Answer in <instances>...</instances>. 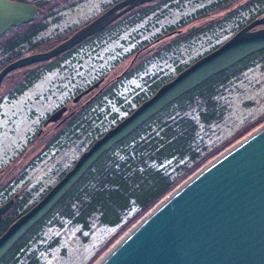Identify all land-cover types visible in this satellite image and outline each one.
<instances>
[{
    "label": "rangeland",
    "instance_id": "1",
    "mask_svg": "<svg viewBox=\"0 0 264 264\" xmlns=\"http://www.w3.org/2000/svg\"><path fill=\"white\" fill-rule=\"evenodd\" d=\"M25 1L33 3L41 1L56 3L49 5L50 7L46 6L45 12L42 13L44 16L40 18L41 21H46L44 23L47 24V30L40 34V38L45 46H40L37 51H46L47 46L52 47L54 45L56 36L69 31H75L84 20L93 18L114 0ZM213 1L215 0H186L180 4V7L162 6L157 12H162L163 14H160L158 17L155 16L158 13L152 12L132 24L127 23L129 19L122 24L114 25L118 32L111 37L109 36L110 38L105 41V45L99 50V56L93 57L91 56L93 54L92 51L87 52L83 56L82 66L69 64L67 61V66L64 64L36 79L15 100H8L3 97V103L0 105V168H2V172H0V205L12 201L6 213L14 204L17 205V201L22 196L28 195L29 203L35 200L38 202L42 198L43 196L41 197V194L48 187H52L59 181L62 177L60 176L61 173L70 168L88 146L91 137H94V134H91V130L95 124L107 129L112 123L110 113L116 112L118 118L123 117L127 114L129 108L136 106L133 101V95L135 93L128 95L130 93V86H142L141 91H145L149 95L150 85L144 84L146 85L145 87L143 82L140 81V78L143 79L145 76L150 83L151 79L156 78L155 80H158L162 77L166 79L175 75L177 73L175 69L176 64L190 62L194 57L207 53V51L215 46L225 42L238 31L235 32L237 23L240 21L244 22L249 17L247 12H250L252 15L257 10H261L263 4L257 2V6H253L254 9L248 10L247 12L241 9V13L237 15V18H231L230 21L226 20L223 23L226 17H229L227 15L231 10L242 8V5L249 0H219L216 5H212L211 3ZM206 5L209 8L203 10L204 12L202 13H198V9ZM243 7H246V5ZM141 11V9L136 10L133 13V17L141 14ZM257 13L259 14L258 11ZM262 15V13L258 16L254 15L255 17L251 20L253 21ZM240 17H242V20L239 21ZM182 20L184 23H182ZM210 21H214V27L207 31L200 30L189 41L180 42L170 52L165 50L166 45L181 37V33L185 34L200 28ZM177 23L182 24L176 27L181 29L180 34L165 37L157 45L146 47L141 51V57L143 58L145 56L149 57L158 50L157 53L163 55L159 59L164 65L163 70L155 74L159 62L153 59L150 64H147L146 72L140 73V75L131 78L129 81L125 80L118 90L121 95H126L127 101L124 104H120L112 99L105 101V97H103L101 100L106 102V106H103L100 111L103 119H97L96 122H92L91 120L94 117L90 118L89 112L86 111L88 112L86 117L90 120V124L88 123L90 127L85 130L79 129L80 136H68L66 129H64L62 138L65 141H61L60 139L54 138L52 131L48 132L47 128L42 127L38 134L28 137V134L37 125H40L39 121L44 118L46 113L50 114L56 108L60 109V104L69 98L71 92L85 87L89 81L95 79V76L98 75L96 71H99V74H101L100 71L102 73L106 72L107 76L112 77L124 70L128 60L126 61V59L122 58L117 65L114 61L116 60L117 51L122 47V53H127L128 50L135 49V42L128 41L131 36L134 35L133 39L138 44L144 41L148 42L151 40V37L155 38L160 32L163 35L170 31L171 29H168V27L177 25ZM220 24H222V27ZM262 27L263 25H258L250 28V30ZM125 40L128 41V44H125ZM85 49L89 51L90 48L86 47ZM100 56L104 59L100 60ZM48 60H53V58H49ZM252 61H254L253 64H250L241 73L232 77L220 88L217 100L222 111V116L208 125H200L199 132L205 142L206 152L216 151L218 153L217 155H219L228 147L264 124V58L261 55H257ZM39 62L45 61L33 63ZM45 63H40V65L43 64L45 66ZM31 64L17 67V69L3 79V86L17 81L26 71L25 66ZM143 95L145 94H142L141 97ZM87 97H83L74 105L69 102L65 104V107H68L72 112H76L75 109ZM131 100L132 103L128 104L127 102ZM197 106L198 103L196 102L193 104L190 112L195 110ZM92 111H95V109ZM96 114H98V111H96ZM55 127L61 130L59 124ZM207 161L209 162L210 159ZM133 213L134 210L126 213L122 223L116 226L100 225L93 218L90 231L83 230L79 225L72 222L64 221L61 224H55L53 222L45 223L38 236L32 240L30 245L31 250L22 252L17 264H96L131 228L129 227L122 232V228L125 227ZM34 256L37 259L36 262H34Z\"/></svg>",
    "mask_w": 264,
    "mask_h": 264
},
{
    "label": "water",
    "instance_id": "2",
    "mask_svg": "<svg viewBox=\"0 0 264 264\" xmlns=\"http://www.w3.org/2000/svg\"><path fill=\"white\" fill-rule=\"evenodd\" d=\"M147 1L151 0L116 3L51 50L6 66L0 72V79L14 67L44 61L64 52L126 10ZM9 5L15 9L27 6L10 2ZM258 25L263 27L250 30ZM263 49L264 13L196 64L178 72L97 138L38 202L6 228L0 236V259L113 144L213 74ZM56 118L57 115H52L50 119ZM11 204L8 201L0 206V220ZM96 264H264V124L175 188Z\"/></svg>",
    "mask_w": 264,
    "mask_h": 264
},
{
    "label": "trees",
    "instance_id": "3",
    "mask_svg": "<svg viewBox=\"0 0 264 264\" xmlns=\"http://www.w3.org/2000/svg\"><path fill=\"white\" fill-rule=\"evenodd\" d=\"M252 1L264 3V0ZM257 11L260 14L264 8ZM202 12V9L198 10V13ZM196 33L197 31L187 32L174 40L173 44H177L181 38L189 41ZM257 55L264 58V50L249 55L203 81L113 145L56 205L15 243L0 260V264H17L22 252L31 250L32 240L38 236L45 223L72 222L81 229L90 231L93 218L100 225L116 226L122 223L126 213L134 210L122 232L132 227L138 219L207 163L208 159L211 160L218 154L216 151L206 152L199 127L201 124L208 125L222 116L217 100L220 88L253 64L252 59ZM184 67H179L177 71ZM170 78L172 76L158 79L151 87V92ZM146 97L147 94L140 97L136 104ZM196 102L197 108L190 112ZM132 109L133 107L129 108L128 112ZM87 113L86 110L82 111L68 126L73 123L76 124L74 126H80L79 128L88 126L90 120L86 117ZM88 114L90 118L93 117V113ZM118 120L115 118L113 122ZM67 129L69 130V127ZM92 133L94 137H91L89 144L103 132L98 130ZM64 173L65 171L60 176ZM27 196H22L17 205L14 204L2 217L0 235L36 202L35 200L29 203ZM36 261L34 256V262Z\"/></svg>",
    "mask_w": 264,
    "mask_h": 264
},
{
    "label": "flooded vegetation",
    "instance_id": "4",
    "mask_svg": "<svg viewBox=\"0 0 264 264\" xmlns=\"http://www.w3.org/2000/svg\"><path fill=\"white\" fill-rule=\"evenodd\" d=\"M183 1H186V0H154L151 2H147L144 4L138 5L137 7L133 8L132 10L135 11L138 9H146V10L158 11L160 8H162V6L166 7L167 5H169L170 7H178V6L180 7L181 6L180 4L183 3ZM217 1H219V0H215L211 4L216 5L215 3ZM10 3H22V4H25L27 6L24 8L23 7H21V8L17 7L18 9H15L14 6L7 4L8 5L7 8H0V71L6 65L12 63L13 61L17 60L18 58H22V57H25L27 55L34 54L36 52H42V51H37V49L40 46H45V44H43L44 42H42V40L40 38V34L43 31L47 30V24L44 23L46 21L41 22L43 25V28H41V29H39L38 27H34L35 25L32 22H28L26 24H23V28H21L20 30L17 31L18 27L13 26V25H17L16 22L18 21V18H20V17L17 18V15H21L22 17L33 15V16H36V19L38 17V20H39L40 18H42L44 16V14H42V13L45 12L46 6L50 7L49 5L56 4V3H49L46 1L33 3V2H27L25 0H10ZM258 3H260V2H258ZM256 4H257L256 1L249 0V1H247V3H244L242 5V8H236L234 10H231L227 15L229 17H226V19L224 20L223 23H225L226 20L230 21L231 18H235V17L237 18V15H239L241 13V9H244L246 12L248 10H253L254 9L253 6H257ZM212 5H210V6H212ZM244 5H246V7H243ZM263 7H264V3L262 4V8ZM208 8H209V6L206 5L200 9L207 10ZM42 9H44V10H42ZM200 9H198V10H200ZM134 11L128 15L120 16L119 18H117L115 21H113L111 24L106 26L101 31L97 32L96 34H94L88 38H86L85 40L76 44L75 46H73L69 50H66V51L60 53L58 56L55 57V60L60 61L59 67L64 65V64H65V66H67V64H68V63H66L67 61L69 62V64H76L78 66H82L83 56H85L87 54V52L92 51L93 54L91 56L97 57L98 56L97 54H99L100 48L105 45V41L108 38H110L112 35H115L116 32H118V30L114 27V25H119V23L122 24V23H124L130 19L127 22V23H129L131 21V18H133ZM157 13L158 14L155 15L156 17H158L160 14H163L162 12H157ZM247 14L249 15V17H247V19L244 22L240 21V20H242V17H240V19H239L240 22L237 23V27L235 28V32L237 30H239L240 28L246 26L248 23H250V21H252L251 19L254 17V15L255 16L259 15L257 13V11L252 15L250 12H247ZM52 16H53V14H52ZM53 17H55V16H53ZM190 18H188V19H190ZM89 20H91V18L84 20L81 24H84V23L88 22ZM154 21H156V20H154ZM183 23H184V21H183ZM214 24H215L214 21L213 22L212 21L207 22L202 27L192 30V32L197 31V33H199V31L201 29L204 31H207L210 28L214 27ZM222 24H220L221 27H222ZM179 25H180V23H177V25H171L168 27V29H171L170 31L166 32L163 35L160 32L158 36H155V38L151 37L150 41H148V42L144 41L143 43H140V44H138L137 41L133 39L134 35L131 36L128 41L135 42L136 47L133 50H134L135 54L136 53H138V54L135 56L134 55L132 56V59L128 65V68H125L119 74L112 76V77L107 76L106 72L102 73L100 71L101 74H99V71H96V73L98 75L95 76V79L89 81L85 87H81L79 90H74L73 92H71V94L69 95V98L66 99L63 103H61L60 107L66 106L65 104H68L69 102L72 104H77L79 102V100H81L83 97L88 96L87 99H85L84 102L82 104H80V106L77 109H75V111L78 112V111H81L82 109H84L85 107H87V105L96 104V102L100 101L101 98H103L104 96H107V95L113 96L114 94H116L117 88L121 84H123V82L127 79L126 77H127V73L129 72V69L146 68L147 64H150L153 61V59H155L160 64L159 66L156 67L157 68L156 70L157 71L163 70L164 65L159 60L160 58L163 57V55L158 54L157 53L158 50L156 52L152 53V55H150L149 57L145 56L143 58L141 57V51L143 49H145L146 47H153V46L157 45V43L159 41H161L162 39H164L165 37H170V35L175 36V35L180 34L181 31L179 30V28H176ZM115 29H116V31H115ZM71 32L72 31H69L65 34H61L59 36H56L54 41L60 42L64 39H66L74 31L72 33ZM193 36H194V34H193ZM51 40H53V39H51ZM128 41L125 40V43L128 44ZM171 44H173V42L170 43L169 45H171ZM169 45H166V51H167V47ZM217 46H215V47H217ZM52 47L47 46L46 50H49ZM86 47L90 48L89 51H87L85 49ZM173 48H174L173 46L170 47V49H173ZM214 48H212V49H214ZM138 57H139V60L137 61ZM118 60H120V59H118ZM40 63L44 64L45 62L33 63L31 65L25 66L26 71L22 74V76L17 81L12 80L13 82H11V84H7V85L3 86V79L6 76H8L11 72H13L14 70L8 72L5 76L2 77V79L0 80V105L3 103V97H5L8 100L9 99L15 100V98H17L23 91L26 90L27 86L25 84L27 82L29 83V85H31L35 82V80L38 78V76H40L41 73L43 72L44 66H43V64L40 65ZM168 63H169V61H168ZM175 66H176L175 69L177 71L179 67H184V66H186V64L185 63L176 64ZM68 67H70V66H68ZM90 87H92V88L86 94H83V91H85L86 89H88ZM141 90L142 89H140L139 91L137 90L136 93L133 95V101L137 100L142 95ZM126 101H127V99L123 100V103ZM127 103L131 104L132 100L127 102ZM67 109H68V107H67ZM55 110H57V108ZM68 113H70V112H68L66 110L65 114H68ZM71 113H72V111H71ZM70 117H72V116H70ZM39 122H40L39 123L40 125H37L33 129V131H31L30 134H28V137H32V135L38 134L42 127H47L50 125L56 126L58 124L57 121L46 123V119L40 120ZM75 133H77V132L75 131ZM62 135H63V133L60 132L59 133V139L60 140L62 138ZM0 172H2V168H0Z\"/></svg>",
    "mask_w": 264,
    "mask_h": 264
},
{
    "label": "bare ground",
    "instance_id": "5",
    "mask_svg": "<svg viewBox=\"0 0 264 264\" xmlns=\"http://www.w3.org/2000/svg\"><path fill=\"white\" fill-rule=\"evenodd\" d=\"M121 1H123V0H114V1H112L110 5L108 4L105 8L102 9V12H99L97 15H95L93 18H91V20H89L88 22H86V23H84V24H80V26H78L74 32H76L77 30H79L81 27H83L85 24L89 23L90 21H92V20L95 19L96 17L100 16L105 10L109 9L110 7L114 6L116 3H119V2H121ZM151 1H154V0H151ZM151 1H147V2H151ZM9 2H10V0H0V8H7V6H8L7 4H9ZM147 2H144V3H147ZM144 3H140V4H138V5H141V4H144ZM138 5H135V6H133L132 8L126 10V11H125L122 15H120V16L130 14L131 12L134 11V10H132V9L135 8V7H137ZM123 8H125V6H124ZM123 8H122V9H123ZM130 10H131V11H130ZM141 10H142V11H141V14H138V15H136L135 17H133V18L131 19V21L129 22L130 24H132V23H134V22H136V21L142 19V18H143L144 16H146L148 13H152V12H156V13H157V11H153V10H146V9H141ZM135 11H136V10H135ZM135 11H134V12H135ZM156 13H154V14H156ZM120 16H119V17H120ZM18 17H20V19L16 22L17 25H13V26H17V27H18L17 31L20 30L21 28H23V24H26V23H28V22H32V23L35 25L34 27H38L39 29L43 28V25H42V23H41V22H43V21H41L40 19L38 20V17H37V19H36V16H31V17H29V16H23V17H22L21 15H17V18H18ZM119 17H118V18H119ZM254 17H255V16H254ZM116 19H117V18H116ZM116 19H114L113 21H115ZM29 20H30V21H29ZM113 21H112V22H113ZM182 21H183V20H182ZM182 21H181V22H182ZM112 22H111V23H112ZM21 23H22V24H21ZM111 23H109V24H111ZM182 23H183V22H182ZM109 24H108V25H109ZM108 25H107V26H108ZM181 25H182V24H180L179 26H181ZM105 27H106V26H105ZM105 27H104V28H105ZM32 28H33V27H32ZM104 28H102V29H104ZM178 28H179V27H178ZM102 29H100L99 31H101ZM179 30L181 31L180 28H179ZM99 31H97V32H99ZM74 32H73V33H74ZM97 32H95V33H93V34L87 36L86 38H88V37H90V36L96 34ZM73 33H72V34H73ZM182 34H183V33H181V37L184 35V34H183V35H182ZM70 36H71V35H70ZM70 36H69V37H70ZM69 37H67V38H69ZM67 38H66V39H67ZM86 38H84L83 40H85ZM66 39H64V40H66ZM64 40H62V41H64ZM83 40H82V41H83ZM62 41H60V42H62ZM82 41H80V42H82ZM185 41H186V40H183V39L181 38V39L177 42V44H171V45H169V46L167 47V51L170 52V51L174 50V49L178 46V44H179L180 42H185ZM60 42H59V41H55V42H54V46H53L52 48H54V47H55L57 44H59ZM125 44H127V43H125ZM219 45H220V44H219ZM219 45H218V46H219ZM171 46H173L174 48H173V49H170ZM218 46H217V47H218ZM217 47H215V48H217ZM52 48H50L49 50H51ZM122 48H123V47H122ZM122 48H121L119 51H117V53H116L117 56H116V60L114 61V63H116V65H117V63H118L122 58H123V59H126V61H127V60H128V61H127V64H126L125 68H128V65H129V63H130V61H131V59H132V56H133V55L135 56V55H137L138 53L135 54L134 50H132V49H131V50H128L127 53H122V51H121ZM215 48H214V49H215ZM214 49H211V50L207 51V53L213 51ZM49 50L42 51V52H38V53H44V52H47V51H49ZM38 53H37V54H38ZM207 53H204V54H201V55H198V56L194 57L193 59L190 60V62L185 63L186 66H185L184 68H186L187 66H191V65H193V64H196V62H197L198 60H200V58H202V56H204V55L207 54ZM99 54H100V53H99ZM99 54H97V55L99 56ZM141 54H142V53H141ZM31 55H32V54H31ZM58 55H59V54H58ZM58 55H56V56H58ZM56 56L51 57V58H53V60H48V59H47V60H44V61L46 62V63H45V66H44V68H43V72L41 73L40 76H38V78L41 77L42 75H44L45 73L50 72V71H52L53 69H56V68L59 67V65H60V61L55 60V57H56ZM139 57H140V56H139ZM139 57L137 58V61L139 60ZM99 59H100V60H103L104 58L100 56ZM99 59H98V60H99ZM118 59H120V60H118ZM17 60H19V58H18ZM15 61H16V60H15ZM15 61H13V62H15ZM13 62H12V63H13ZM12 63H10V64H12ZM133 63H134V62H133ZM10 64H8V65H10ZM8 65H6V66H8ZM157 65L159 66V64H157ZM6 66H5V67H6ZM5 67H4V68H5ZM4 68H3V69H4ZM125 68H124V69H125ZM184 68L181 69V70H184ZM3 69H2V70H3ZM15 69H17V68L14 67V69H12V70H15ZM145 69H146V68H135V69H129V72L127 73V77H126L127 79H126V80L129 81L131 78H135L136 76L140 75V73H142V72H146ZM2 70H1V71H2ZM12 70H10V71H12ZM181 70H180V71H181ZM1 71H0V72H1ZM10 71H8V72H10ZM158 71H160V70H158ZM158 71H156L155 74H158ZM180 71H179V72H180ZM8 72H7V73H8ZM7 73H6V74H7ZM177 73H178V71H177ZM177 73H176V74H177ZM218 73H220V72H218ZM218 73H216V74H218ZM6 74H4L3 76H5ZM176 74H175V75H176ZM216 74H213L212 76H214V75H216ZM175 75H172V78H173ZM3 76H2V77H3ZM212 76H210V77H212ZM210 77H209V78H210ZM38 78H37V79H38ZM157 78H158V77H157ZM172 78H170V80H171ZM209 78H207V79H209ZM1 79H2V78H1ZM1 79H0V80H1ZM155 79H156V78H155ZM155 79H151V81H150V83H149V81H148V80L145 78V76H144L143 79L140 78V81L143 82V85H144V84H146V85L149 84V85H150L149 89H150V91H151V87L154 86V84H155L156 81H157V80H155ZM207 79H206V80H207ZM204 81H205V80H204ZM162 84H163V83H162ZM162 84H161V85H162ZM200 84H201V83H200ZM25 85L27 86L26 89H28V88L30 87V85H29L28 82H27ZM146 85H144V86L146 87ZM161 85H160V86H161ZM120 86H121V85H120ZM120 86H119V87H120ZM160 86H159V87H160ZM197 86H198V85H197ZM119 87L117 88V92H116V94H114L113 96H110V95L104 96V97H105L104 100H105V101H108L109 99H112V100H116V101H117L118 103H120V104H124V103H123V100L126 99V95H121V93H119V91H118V90H119ZM141 87H142V86H141ZM141 87L130 86V87H129V88H130V91H129L130 93H128V95H131L132 93H136V91H137V90L139 91V90L141 89ZM159 87H157V89H158ZM157 89H155V91H156ZM150 91H149L150 94L148 95V93H147V97H146L145 99H147L148 97H150V96L155 92V91H154V92H150ZM141 92H142V94H145V95H146L145 91H144V92L141 91ZM22 93H23V92H22ZM22 93H21V94H22ZM21 94H20V95H21ZM143 96H144V95H143ZM140 97H141V96H140ZM140 97H139V98H140ZM139 98H138V99H139ZM101 99H102V98H101ZM138 99H137V100H138ZM145 99H144V100H145ZM137 100L134 101L135 104H136ZM144 100H143V101H144ZM105 101L100 100V101H97L96 104L87 105V107H85L84 109H82L81 111H78V112H72V113H71V110H69V108L67 109V107L63 106V107H60V109H57V110H55L54 112H51L50 114L46 113V114L44 115V118H43V119H46V123H47V122H55V121H57L58 124H59V126H60V128H61V130H59L57 127H55V126H53V125L47 126V127H45V128L48 129V132H49V131H52L54 138H57V139H59V133H60V132H61V133H64V129H66V133H68V136H69V135H70V136H73V137L80 136V131H79V129H84V130H85V129H87V128L90 127V126L88 125V126H86L85 128H79L80 126H74V125H76V124H74V123L68 126V123H69L73 118H75V117H77L79 114H81L82 111H85V110H86V111H88V112H91V110H93V109H95V111H92L91 113H93V117H94V118L92 117L93 119H92L91 121H92V122H96L97 119H98V120L103 119L102 113H100V111H101V108H103V106H106V102H105ZM143 101H142V102H143ZM140 103H141V102H140ZM140 103H139V104H140ZM139 104H138V105H139ZM72 105H74V104H72ZM138 105L136 104V106L133 107L132 111H133ZM90 109H91V110H90ZM66 110H67L68 112H70V113L65 114ZM96 111H98V114H96ZM57 112H58V113H57ZM129 113H130V112H128V110H127V114H129ZM64 114H65V115H64ZM127 114H126V115H127ZM48 115H49V116H48ZM52 115H57V118H56V119H50V118L52 117ZM110 115H111V121H112V123L110 124V126H108L107 129H106V128H101V127H99L98 124H95V126L92 127L93 129H92L91 131L93 132V131H98V130H100V131L103 132V133H102V135H103L107 130H109L110 128H112L116 123H118V122L124 117V116H123V117H119V118H118L116 112L110 113ZM126 115H125V116H126ZM70 116H72V117H70ZM115 118H118L119 120H118L117 122H113ZM43 119H41V120H43ZM61 120H62V121H61ZM60 121H61V122H60ZM88 123L90 124V121H89ZM67 127H69V130L67 129ZM75 131H76L77 133H75ZM89 132H90V131H89ZM92 132H91V133H92ZM81 134H82V132H81ZM102 135H100L99 137H101ZM99 137H97V138H99ZM97 138H96V139H97ZM96 139H94L90 144H88V146L85 148V150H87L88 147H89V146H90V145H91ZM61 141H65V139L61 138ZM117 143H118V142H117ZM115 144H116V143H115ZM115 144H113V145H115ZM113 145H112V146H113ZM112 146H111V147H112ZM85 150H84V151H85ZM108 150H109V149H108ZM108 150H107V151H108ZM84 151H83V152H84ZM83 152H82V153H83ZM82 153H81V154H82ZM104 153H105V152H104ZM104 153H103V154H104ZM81 154H80V155H81ZM103 154H102V155H103ZM80 155H79V156H80ZM102 155H101V156H102ZM101 156H100V157H101ZM100 157H99V158H100ZM99 158H98V159H99ZM77 159H78V158H77ZM77 159H76V160H77ZM98 159H97V160H98ZM76 160H75V161H76ZM97 160H96V161H97ZM96 161H95V162H96ZM95 162H94V163H95ZM74 163H75V162H74ZM94 163H93V164H94ZM93 164H92V165H93ZM73 165H74V164H73ZM73 165H72V166H73ZM92 165H91V166H92ZM72 166H71L70 168H68L67 170H65V173H66L69 169H71ZM91 166H90V167H91ZM90 167H89V168H90ZM89 168H88V169H89ZM88 169H87V170H88ZM87 170H86V171H87ZM86 171H85V172H86ZM65 173H64V174H65ZM64 174H63V175H64ZM63 175H62V176H63ZM83 175H84V174H83ZM83 175H82V176H83ZM82 176H81V177H82ZM81 177H80V178H81ZM157 204H158V203H157ZM157 204H156V205H157ZM156 205H155V206H156ZM0 206H1V205H0ZM155 206H154V207H155ZM147 213H148V212H147ZM2 217H3V215H2ZM143 217H144V216H143ZM143 217H142V218H143ZM142 218H141V219H142ZM1 219H2V218H1ZM141 219H139L136 223H138ZM0 221H1V220H0ZM136 223H135V224H136ZM135 224H134V225H135ZM134 225H133L130 229H132V228L134 227ZM130 229H129V230H130ZM129 230H128V231H129ZM128 231H127V232H128ZM127 232H126V233H127ZM126 233H125V234H126ZM125 234H124V235H125ZM1 235H2V234H1ZM1 235H0V236H1ZM124 235H123V236H124ZM123 236H122V237H123ZM122 237H121V238H122ZM121 238H120V239H121ZM120 239H119V240H120ZM119 240H118V241H119ZM118 241H117V242H118ZM117 242H116V243H117ZM15 243H16V242H15ZM116 243H115V244H116ZM115 244H114V245H115ZM14 245H15V244H14ZM14 245H13V246H14ZM114 245H113V246H114ZM13 246H12V247H13ZM113 246H112V247H113ZM12 247H11V248H12ZM112 247H111V248H112ZM11 248H10V249H11ZM111 248H110V249H111ZM10 249H9V250H10ZM9 250H8V251H9ZM8 251L6 252V254L8 253ZM6 254H5V255H6ZM5 255H4V256H5ZM4 256H3V257H4ZM3 257H2V258H3ZM2 258H1V259H2ZM1 259H0V260H1Z\"/></svg>",
    "mask_w": 264,
    "mask_h": 264
}]
</instances>
